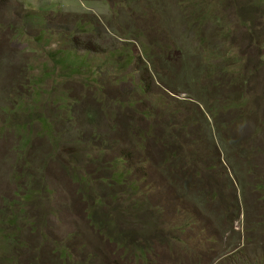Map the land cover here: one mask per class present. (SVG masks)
Here are the masks:
<instances>
[{"label": "rangeland", "instance_id": "obj_1", "mask_svg": "<svg viewBox=\"0 0 264 264\" xmlns=\"http://www.w3.org/2000/svg\"><path fill=\"white\" fill-rule=\"evenodd\" d=\"M0 264H264V0H0Z\"/></svg>", "mask_w": 264, "mask_h": 264}]
</instances>
